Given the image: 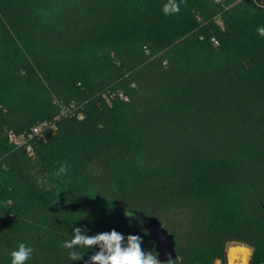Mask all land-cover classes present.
Wrapping results in <instances>:
<instances>
[{"label": "trees", "instance_id": "trees-1", "mask_svg": "<svg viewBox=\"0 0 264 264\" xmlns=\"http://www.w3.org/2000/svg\"><path fill=\"white\" fill-rule=\"evenodd\" d=\"M168 3L0 0V264L19 243L84 264L99 249L71 261L75 227L157 255L118 210L157 217L172 264H228L229 243L264 264V0ZM43 121L33 152L9 140Z\"/></svg>", "mask_w": 264, "mask_h": 264}, {"label": "clouds", "instance_id": "clouds-1", "mask_svg": "<svg viewBox=\"0 0 264 264\" xmlns=\"http://www.w3.org/2000/svg\"><path fill=\"white\" fill-rule=\"evenodd\" d=\"M165 14L178 13L180 7L175 0H169L164 6ZM257 34L264 37V26L256 29ZM69 166L67 163L60 165L53 175L63 177L68 174ZM126 218L134 219L131 211H125ZM87 229L75 227L71 239L63 242L62 247L69 250L68 256L71 261H80L85 254L77 251V249L91 250L98 247V251L94 252L84 264H162L158 260L157 255L152 251L145 252L142 245V237L139 235H128L125 237L115 229L107 232H100L95 235H87ZM34 248L19 243L17 248L10 253V264H27L32 257ZM173 260L169 259L166 264H172Z\"/></svg>", "mask_w": 264, "mask_h": 264}, {"label": "water", "instance_id": "water-1", "mask_svg": "<svg viewBox=\"0 0 264 264\" xmlns=\"http://www.w3.org/2000/svg\"><path fill=\"white\" fill-rule=\"evenodd\" d=\"M125 211L118 210L115 213L121 218H126ZM128 211L133 212L135 218L132 220L140 224L154 240L158 260L167 262L169 259L174 260L177 258L175 237L162 225L157 217L146 215L140 210Z\"/></svg>", "mask_w": 264, "mask_h": 264}, {"label": "built area", "instance_id": "built-area-1", "mask_svg": "<svg viewBox=\"0 0 264 264\" xmlns=\"http://www.w3.org/2000/svg\"><path fill=\"white\" fill-rule=\"evenodd\" d=\"M62 113L68 114V110L63 109ZM49 127H54V124L48 121H43L42 123L35 125L31 130L20 134L10 130L8 132V138L14 144V146H24L29 152H33V143L40 139L43 132Z\"/></svg>", "mask_w": 264, "mask_h": 264}, {"label": "bare ground", "instance_id": "bare-ground-1", "mask_svg": "<svg viewBox=\"0 0 264 264\" xmlns=\"http://www.w3.org/2000/svg\"><path fill=\"white\" fill-rule=\"evenodd\" d=\"M227 255L231 264L239 261L246 263L249 258V250L244 246H230Z\"/></svg>", "mask_w": 264, "mask_h": 264}, {"label": "rangeland", "instance_id": "rangeland-1", "mask_svg": "<svg viewBox=\"0 0 264 264\" xmlns=\"http://www.w3.org/2000/svg\"><path fill=\"white\" fill-rule=\"evenodd\" d=\"M230 246H244V247H246V248L249 250V258H248V261H247L246 263H242V261H239V262H236V263H234V264H247V263L249 262V260H250V256H251V253H252L251 248H249V247L246 246V245L239 244V243H229L228 246H227V254H228V249H229ZM227 258H228V255H227ZM228 264H231V263H229V259H228ZM232 264H233V263H232Z\"/></svg>", "mask_w": 264, "mask_h": 264}]
</instances>
